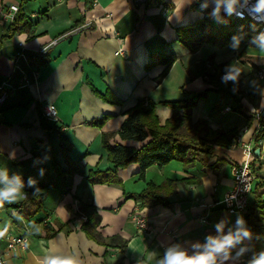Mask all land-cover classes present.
Here are the masks:
<instances>
[{
  "label": "crops",
  "instance_id": "0c3cea01",
  "mask_svg": "<svg viewBox=\"0 0 264 264\" xmlns=\"http://www.w3.org/2000/svg\"><path fill=\"white\" fill-rule=\"evenodd\" d=\"M159 2L167 7L166 15L154 4L139 5L136 0H98L94 5L92 0H0V22L13 4L31 24L27 33L9 34L10 23H0V85L4 84L7 94L0 104V168H8L10 176L20 174L26 185L15 203L0 205L3 264H41L53 247L78 254L81 264H139L143 260L156 264L169 244L179 242L190 248L191 243L214 234V225L221 219L234 225L236 215L212 204L230 189L231 163L244 159L241 146H215L205 163L187 170L172 161L161 168L152 166L141 176L139 166L132 164L117 171L119 186L86 181L90 171L111 168L101 135L117 133L126 111L138 102H151L163 125L172 110L162 103L207 89V97L191 110V122L204 121L215 132L236 131L241 145L259 149L264 159V136L255 143L256 134L264 129V80L254 76L264 68L259 44H245L246 35L238 34L224 48L205 43L189 52L177 41L176 29L200 24L204 14L192 8L197 4L207 5L210 20L218 25L221 13L211 15L214 0ZM84 23L91 27L65 36L46 54L40 52L49 41ZM247 35L251 40L259 36ZM18 52L24 58L15 60ZM169 57L174 61L159 81ZM148 62L151 67L146 70ZM232 64L240 70L236 82L215 78L216 67L226 74ZM33 72L38 74L36 80ZM23 74L30 81L25 87ZM47 104L57 112V126L44 118L41 121L39 113ZM104 116L110 118L102 128L89 125ZM124 144L139 148L144 143ZM73 166L82 174H67ZM40 169L45 170L44 177ZM257 172L249 204L255 194L264 201V168ZM29 177L37 181L40 191L36 194L27 187ZM165 181L175 183L168 194L171 206L141 205L150 230L137 231L130 222L137 202L129 195L142 192L148 183L158 186ZM16 207L22 214L11 217L10 210ZM84 207L100 218L96 231L101 242L89 239L81 228L84 221L76 212ZM206 213L209 224L203 225L201 217ZM24 226L29 230L28 244L7 251V239L25 235ZM115 237L126 243L123 253L117 243L109 241ZM246 255L233 264H241Z\"/></svg>",
  "mask_w": 264,
  "mask_h": 264
},
{
  "label": "trees",
  "instance_id": "16d2710c",
  "mask_svg": "<svg viewBox=\"0 0 264 264\" xmlns=\"http://www.w3.org/2000/svg\"><path fill=\"white\" fill-rule=\"evenodd\" d=\"M194 10H199L204 14L199 25L193 24L177 28L178 42L189 52H196L203 44L208 43L216 48H224L233 36L245 34L243 42L251 43L247 34L260 35L264 33V25L254 24L249 20H239L229 15H221L218 25L210 20L208 10L203 5H194ZM31 29V24L23 17L19 11L12 24L8 27L9 34L17 32L27 33ZM252 30V31H251ZM258 44V43H257ZM253 44V45H257ZM166 68L161 74L159 81L167 74L173 57L168 58ZM151 67L148 62L145 69ZM221 69L216 67L214 76H220ZM209 89L199 93H184L185 98L172 103H162V106L172 110L171 117L160 125L155 109L156 105L151 102H138L133 108L124 113L125 119L117 133H102L101 146L107 153V160L111 168L105 171H90L86 181L91 185L107 184L119 186L120 180L117 171L127 168L132 164H137L140 168L141 176L152 167L158 168L168 165L172 161L182 164V168L187 170L196 163H205L213 154L215 146H232L237 132L229 131L226 133L211 131L206 122H191V110L199 100L207 97ZM104 100H107L103 96ZM41 116V112L39 113ZM109 116H104L99 120L89 123L90 126L102 128ZM41 121H43L41 117ZM57 126V124H54ZM264 136V129L255 136V143H258ZM118 138L116 140L115 138ZM125 142L144 143L141 147L135 148L127 146ZM66 162L70 164L66 155ZM211 165V167H214ZM67 174H82L75 166L66 170ZM175 189V183L165 181L155 186L148 183L146 188L138 194H130L129 198L139 202L142 206L170 207L168 194ZM79 214L86 217L82 224L85 235L97 242H101V237L96 231L100 218L96 212H89V207L78 209ZM77 214V213H76ZM78 215V214H77ZM248 227L253 233V239L249 241V251L241 264H247L253 252L264 250V201L261 195L255 194L253 201L248 205L244 214ZM117 243L118 248L123 253L126 243L117 237L109 240Z\"/></svg>",
  "mask_w": 264,
  "mask_h": 264
},
{
  "label": "clouds",
  "instance_id": "9594fccd",
  "mask_svg": "<svg viewBox=\"0 0 264 264\" xmlns=\"http://www.w3.org/2000/svg\"><path fill=\"white\" fill-rule=\"evenodd\" d=\"M214 3L215 8L212 16L218 17L223 9L229 16L236 15L240 19L244 18L243 12L236 11L239 0H214ZM249 17L254 23H264V0H255V3L249 8ZM232 39H236V37L233 36ZM251 43H258L260 51L264 52V33L254 38ZM231 47L235 48V45H231ZM239 76V68L236 64H232L226 69L222 82H236ZM9 158L13 157L10 156ZM39 175L44 177L45 170L40 169ZM36 185L37 181L29 177L27 187L33 189V194L40 191ZM25 186L20 174L14 173L10 176L8 168H0V205L5 202L15 203ZM231 199H235V197L233 196ZM229 200L226 198L225 203H228ZM214 230V234L205 235L203 242L191 243L190 248L179 242L169 244L158 256L156 264H233L235 260L240 259L250 250L245 241H251L253 233L243 215L236 214L235 223L231 226H228L226 221L221 219L214 225ZM151 255L155 256L156 253L152 252ZM41 264H81V261L78 254H65L58 252L53 247L46 252ZM139 264H144V260L140 261ZM247 264H264V250L253 252Z\"/></svg>",
  "mask_w": 264,
  "mask_h": 264
},
{
  "label": "built area",
  "instance_id": "2783aa9c",
  "mask_svg": "<svg viewBox=\"0 0 264 264\" xmlns=\"http://www.w3.org/2000/svg\"><path fill=\"white\" fill-rule=\"evenodd\" d=\"M98 0H92V5L96 4ZM150 2L151 4H154L156 6L157 11L162 14L166 15L168 13L167 7L163 4L160 3L159 0H136V3L139 5H143L145 3ZM255 3V0H239V4L236 6V11L237 12H243L244 13V18L240 19L236 15H231L236 19L239 20H249L250 22L254 23L249 17V8L252 6V4ZM19 12V7L17 5L10 4L7 8V11L4 13V20H2L0 23L4 24V22L12 24L16 18V15ZM221 15H228L225 10H221ZM254 24H261L264 25V23H254ZM91 25L89 23H84L79 27H76L72 31H70L68 34L62 35L61 37H58L52 41H49L42 49L40 52L42 54H46L50 49L55 47L58 43V41L62 38H64L67 35L71 34H78L82 30L89 29ZM18 46L21 47L22 43L19 42ZM16 59L17 60L19 57H23L24 55L21 52H18L16 54ZM225 75V73L221 74L218 78L219 81H222V77ZM33 79L36 80L38 77L37 72L32 73ZM255 78L258 80L262 81L264 80V68L259 69L255 73ZM22 87H25L29 85L30 81L26 75L23 74L22 76ZM4 84L0 85V104L7 98V94L4 92ZM41 116L44 118L46 121L51 122L53 124L59 123V119L57 117V112L55 108L52 105H44L41 108ZM62 130H65L64 128H61ZM241 146V151L244 156V159L241 162H235L231 163L230 166V176H231V186L230 189L224 194L221 200L216 201L212 204V207H220L221 209L225 210L228 214L230 215H236V214H241L244 216L247 207L249 205V198L253 193L255 184L257 182L258 178V170L261 168H264V159L255 156L254 155V148L249 147L247 145H241L240 139L237 137L235 138L233 144H232V149H235L237 147ZM235 197V199H231V197ZM229 198V202L225 203V199ZM141 204L137 202L135 204V207L133 208L131 215H130V222L133 224L134 228L137 231H149L150 226L143 216V211L140 208ZM211 206H206V209L210 208ZM77 217L81 221H86V217L82 214H79L78 210L76 212ZM22 214V209L20 207H16L12 210H10V216L11 217H17ZM201 223L203 225H208V213L204 214L203 217H201ZM25 227V235L20 236L18 238H12L9 237L8 244H7V251H11L17 247L24 248L29 241L28 234L29 230L26 226ZM0 264H3V260L0 258Z\"/></svg>",
  "mask_w": 264,
  "mask_h": 264
},
{
  "label": "water",
  "instance_id": "95a60500",
  "mask_svg": "<svg viewBox=\"0 0 264 264\" xmlns=\"http://www.w3.org/2000/svg\"><path fill=\"white\" fill-rule=\"evenodd\" d=\"M259 152H260V150H259V149H256V150L254 151V155H255V156H259Z\"/></svg>",
  "mask_w": 264,
  "mask_h": 264
}]
</instances>
